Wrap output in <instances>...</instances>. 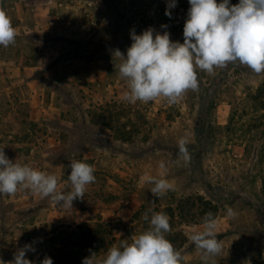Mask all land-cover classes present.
I'll return each mask as SVG.
<instances>
[{
    "label": "rangeland",
    "instance_id": "obj_1",
    "mask_svg": "<svg viewBox=\"0 0 264 264\" xmlns=\"http://www.w3.org/2000/svg\"><path fill=\"white\" fill-rule=\"evenodd\" d=\"M169 3L0 0L17 31L15 44L0 46V147L13 161L55 174L59 191L69 190L74 158L87 155L96 177L72 209L30 190L0 195V260L32 244L36 251L26 257L35 264L45 256L53 264H82L91 254L71 233L79 232L76 226L102 222L118 244L148 229L143 214L151 208L166 210L172 228L166 238L181 251L183 264H203L188 236L208 212L222 240L217 264H264V110L244 111L264 74L229 64L214 76L197 70L199 90L174 105L122 99L127 86L112 52L126 55L131 30L152 27L183 43L189 2L176 0L170 17ZM185 133L188 163L178 160L177 141ZM162 160L174 190L157 198L149 191L153 185L139 179L145 172L157 175ZM226 205L238 213L235 219L227 218Z\"/></svg>",
    "mask_w": 264,
    "mask_h": 264
},
{
    "label": "clouds",
    "instance_id": "obj_2",
    "mask_svg": "<svg viewBox=\"0 0 264 264\" xmlns=\"http://www.w3.org/2000/svg\"><path fill=\"white\" fill-rule=\"evenodd\" d=\"M189 9L183 27V43L172 41L170 33L148 27L141 34L130 31L132 43L126 55L115 49L112 56L121 62L115 64L121 79L126 82L127 91L122 99L130 104L138 101L144 104L163 100L174 105L189 91L199 90L197 70L216 75L217 69L229 64L243 65L256 75L264 74V0H239L235 5L230 0H188ZM176 0H170L165 15ZM167 28V25H162ZM17 31L11 18L0 8V46L15 44ZM188 133L177 141L178 160L190 162ZM0 147V195L14 196L20 190H30L40 198H50L59 206L72 209L73 202L84 199L87 186L95 183V167L82 159H72L67 182L69 190L59 191V179L55 174L36 169L28 164L13 161ZM157 175L145 172L139 179L141 184L153 185L149 191L154 197H163L174 190L166 179L168 168L165 161L158 164ZM226 216L235 219L238 215L230 206ZM149 212L151 218L149 219ZM143 219L148 229L139 235H131L113 244L103 258L96 253L82 259V264H183L181 251L166 238L172 231L170 217L165 212L148 209ZM119 235H122L119 234ZM218 220L212 212L206 213L199 226H193L188 239L201 253L203 264H217L215 257L223 250L222 240L217 239ZM32 244H25L13 253V259L0 264H35L26 257L35 252ZM40 264H53L45 256Z\"/></svg>",
    "mask_w": 264,
    "mask_h": 264
},
{
    "label": "trees",
    "instance_id": "obj_3",
    "mask_svg": "<svg viewBox=\"0 0 264 264\" xmlns=\"http://www.w3.org/2000/svg\"><path fill=\"white\" fill-rule=\"evenodd\" d=\"M264 101V80L260 83L256 90V94H254L251 97L246 98L245 103H248L247 106L244 108V111L246 112L247 108L250 110L251 113H257L260 110H264L263 102ZM238 108L232 107L229 122L226 126V129L229 131L233 127V120L234 116L238 112ZM248 114V113H246ZM260 123H257L259 125ZM264 126V125H262ZM262 151L264 152V141L262 142ZM263 188H264V183ZM202 200V199H200ZM204 205L208 204L206 202L202 203ZM207 206H210L209 204ZM212 208V207H211ZM214 209V207H213ZM210 210V209H209ZM169 211H172V209H169ZM160 212H166L165 209H163ZM171 215H173L171 213ZM76 228L79 230V232L72 231L71 233L77 237L78 243L83 242V249H86L87 251L92 253L99 254L100 252L106 253L108 249L113 245L114 237L112 236L111 230L107 228L105 224L102 222H96L93 227H88L86 229H83V226L78 225ZM168 233L167 235H169ZM77 264H81V261L78 259Z\"/></svg>",
    "mask_w": 264,
    "mask_h": 264
}]
</instances>
